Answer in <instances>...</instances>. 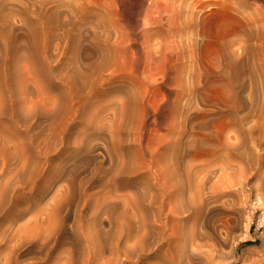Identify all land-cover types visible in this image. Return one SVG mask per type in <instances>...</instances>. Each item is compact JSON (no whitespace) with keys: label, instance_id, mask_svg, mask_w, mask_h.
Segmentation results:
<instances>
[{"label":"rangeland","instance_id":"rangeland-1","mask_svg":"<svg viewBox=\"0 0 264 264\" xmlns=\"http://www.w3.org/2000/svg\"><path fill=\"white\" fill-rule=\"evenodd\" d=\"M12 1L4 0L0 10V264H264V171L251 172L249 160L235 152L214 154L201 146L205 129L234 134L240 127L236 111L227 107V81L203 79L190 95L181 51L167 43L169 17L148 25L145 8L169 0H147L136 17L129 13L130 0H115L121 12L116 8L119 31L111 40L93 35L89 26L76 30L63 9L53 29L42 10L33 13L32 0L15 2L32 9L26 22L12 17ZM233 2L264 17V0ZM209 9L196 14L191 26L182 25L186 32L176 41L212 62L221 42L235 34L240 15L219 5ZM228 158L232 178L224 180L239 187L223 188L228 195L209 204L203 221L174 193L171 204H179L180 212H170V204L162 209L161 220L170 218L164 231L142 227L141 217L159 212L158 204H149L161 196L151 185L157 167L166 174L179 170L187 183L199 165ZM221 165L213 180L223 174ZM222 220L231 232L219 239L216 252L207 241L191 244L202 223L217 234Z\"/></svg>","mask_w":264,"mask_h":264},{"label":"bare ground","instance_id":"bare-ground-1","mask_svg":"<svg viewBox=\"0 0 264 264\" xmlns=\"http://www.w3.org/2000/svg\"><path fill=\"white\" fill-rule=\"evenodd\" d=\"M17 1L18 0H14V1L10 2L11 8H9V11H8V12H10L9 15L12 14V17H13V15H15L14 17H16V14H17V18L21 17L20 19L24 20L25 22H26L25 19H27L25 17H28L27 14L33 9V7L34 8L36 7L35 11L32 10L33 13L37 12L38 10L39 11L42 10V12L45 13L44 16L42 17V18H44V21L46 18L48 19V21H50V22H47L48 24H46V23H44V24L52 25V23H54L55 25L53 24V26H52V28L54 29L56 26L60 25V23L58 22L60 17H61L59 10L63 9L62 10L63 15H68L69 19L70 18L75 19V21L73 20L72 25L76 28V30H80V27L89 26L91 29H93V31L95 30L93 35L94 34L96 36L102 35V37L104 36L105 38L110 39V40L112 39L111 36L113 34H117V32L119 31L118 25H117V22H118L117 20L120 18L119 12H121V10L119 9V7L116 4L115 5L113 4V2L115 0H42V1L32 0V4H31L32 9L31 10L27 6H20V2L17 5L15 3ZM233 1H235V0H169V1H167V3H163L161 1L160 2L156 1V2L150 3V5L147 6V8H145V10L143 11V13H144L143 16L146 17V19L148 20V22H147L148 25H151V26L161 24L164 17H169V21H167V22L169 25L168 34L170 35L169 36L170 41L167 42L169 40L168 39L166 42L169 44V46L171 48H173V49L175 48V50L177 49V50L181 51V54H182V57H181L182 60L181 61H183V62H181L182 63L181 68H183V70H184L182 72V74H184L183 76H186V78L188 80H192V82L190 81L191 82L190 95L193 96V95H196L197 92H199V83L203 79L208 80V79L214 77V78H222L225 81H227V83L225 84L226 91L224 93V94H226V92H227V94H229V97H228L229 101L226 102L229 106H227V107H228V109H229V107H231L234 109V111H236L237 115L233 119L237 120L238 125L236 124V127L239 126L240 128L237 127V129L238 128L239 129L236 130V132H234V134H231L229 132V129H227L228 131H222V132L221 131L220 132L209 131L208 129L206 132V129H205V132L204 133L202 132L205 135L200 136L198 134L199 138H200L199 139L200 144H201V146L206 147L208 151L210 149L211 152L214 154L217 152L218 149H220L221 151L227 150V151H229V153H230V151L235 152L236 154H238V158L242 157L241 159L246 158L247 161L249 160V162H250L249 167L251 168V172L253 171V173L256 174L257 172H260L262 170L264 171V148H263L264 147V67L262 66L263 64L257 62V58L260 56L263 57V59L262 58L261 59L264 61V54L261 53L264 51V17L258 16L257 15L258 12L256 14L246 12L244 7L239 5L237 2H233ZM3 2H4V0H0V10H2ZM146 2H147V0H130L129 13L133 14L132 16L135 15V17H136V15L141 13V9H142V7L144 8V6L146 5ZM219 2H220V4H219ZM221 2L223 3L224 6H222ZM121 4H122V1H121ZM215 5H219L221 7H227V8L232 9L233 11L235 10V12L240 15V18L237 17V18H239L238 21L236 22L238 25V28L236 29L235 34L231 35L230 38H228L227 40H224L223 42L220 41L221 44L218 48V51L215 55V58L213 57L212 58L213 61L211 62V60L206 61V59L203 60L201 58H198V55L196 56L194 51L192 52V51L185 49L184 45H183L184 47L182 45L180 46L179 45L180 42L178 43L176 41V36L182 37V33H183L182 29L184 28L182 25L189 24L191 26L195 22L193 18L196 16V14L198 15V17L204 13L206 14L207 12H209L208 9L210 7L215 6ZM217 7L218 6H216V8ZM116 8L119 10V12L117 13V14H119V15H117L119 18L117 16H114ZM116 12H117V10H116ZM41 15H43V14L41 13ZM45 16H46V18H45ZM189 18H191L193 20V22H192V20H189ZM196 18H197V16H196ZM14 19H16V18H14ZM65 19H67V18H65ZM181 19H184V20H181ZM187 19L190 22L189 21L186 22ZM234 19H236V18H234ZM181 21H185V22L182 23ZM120 23H122V21ZM198 23H199V21H198ZM180 26H181V28H180ZM8 30H10V29H8ZM185 30L183 29L184 32H186ZM91 32H92V30H91ZM197 32L199 33V29ZM34 33H35V30H34ZM75 33H74V36H75ZM158 33L161 34V31H158ZM225 33H226V31H225ZM61 34H63V33H61ZM78 35L81 36L82 35L81 32ZM199 36L201 37L200 38V40H201L203 36L200 33H199ZM65 39H66V37H65ZM164 39H166V38H164ZM189 41L192 44V42L194 40L188 39V43H189ZM74 43L77 44L76 41H74ZM194 43L196 44V42H194ZM94 44H95V42H94ZM99 45L100 44H98V46ZM100 46H99V50H101ZM169 46H168V48H169ZM191 46H189V47L191 48ZM60 47H61V45H60ZM113 49H114V47H113ZM115 51H116V49H115ZM156 55H157V53H156ZM256 56H257V58H256ZM181 58H179V59H181ZM202 61H204V62H202ZM178 64H180V63H178ZM90 71H92V70H90ZM87 76H88V74H87ZM89 77H90V75H89ZM211 86H213V85L211 84ZM187 94H188V92H187ZM227 94L225 96H227ZM243 95H244V97H246V99H244V97H242ZM239 96H241L244 100H242V98ZM224 106H225V103H224ZM125 112H127V111H125ZM184 120L186 121L187 117ZM204 123L205 122H203V124ZM196 126H198V125H196ZM224 128H225V126H224ZM197 144H198V142H197ZM218 152H220V151H218ZM212 153H210V154H212ZM150 163L152 164V161ZM219 163L222 164L221 167L223 170V174H220L221 176L217 180H213L214 177L216 178V176L213 177V174H214L213 169H216L217 168L216 166H219ZM236 163H238V162H236ZM232 164L234 165L233 168H237V167H235L234 162ZM153 165L155 166V164H152V166ZM238 165H239V163H238ZM231 166L232 165H231L229 158L222 161V163L217 162V161L216 162L213 161V162H208L207 164H201V165H199V167L196 165V167H198V168L196 170V175L194 174L195 178L193 180H191L190 176H192L193 174L192 173H191V175L189 174V176H188L189 178L187 180V183L184 181L186 179H184V180L182 179V174L180 176L179 170L175 169L173 171H170L171 173H169V174H171L173 176H168L169 175L168 173L167 174L164 173V171L159 170V168L156 166L157 169H156V172L154 173V177L152 175V179L154 181L152 180L153 184L151 183V185L153 187L152 186L151 187H152V190L155 189L156 192L160 191L161 196L159 197V195L157 196L155 194V196L151 197L149 204L153 205V207H155L154 205L157 206V204H158L159 205V207H158L159 212L157 211L158 214L154 213L153 216L149 219L147 217H146V219L143 217L145 219V220H143V218L141 217L142 227L144 229L150 228V230L152 229L151 231H153L155 229H156L155 231H157V229H162L164 231L163 227L166 228L165 226L169 222L170 218L168 215L165 216V219H162L165 221H163V224H161L162 220H161L160 214L161 215L163 214V213H161L162 209L163 208L165 209V206H167L169 204L172 205V207L169 209L170 212H172V213L176 212V210L178 209L176 206H178L179 204H181V205L186 204L185 207L187 209V212L192 211V213L200 221L201 220L200 218H202L205 215L209 204H213V202H216V201L220 200L222 197H225L226 195H228V193L225 191L226 189H228V187L231 188V187L238 186L237 183L235 184L234 183L235 181H233L231 179H228V181L224 180L225 177H227V176L230 177V175H229L230 173H228L227 171L231 169ZM175 168L179 169V167H175ZM243 168H241V169H243ZM194 169H196V168L194 167ZM165 170H167V169H165ZM191 170H193V169H191ZM194 172L195 171L193 170V173ZM244 173H246V172H244ZM251 175L252 174H250V176ZM241 176H244V174L241 173ZM230 178H232V177H230ZM247 185L248 184L244 183L241 186L245 187ZM262 186H263V184L259 185V183H258V185L255 186V189L259 192L261 190ZM169 188H173L172 192H171V190H168ZM223 188L225 190H222ZM186 189H188L187 191H189V198L187 201L184 202V201H182V198L184 199L183 196H184V191H186ZM148 192L150 193V191H148ZM174 193L178 194V199H177L179 201L178 205L171 204V199L175 196ZM218 197H219V199H218ZM186 202H188V204ZM131 205L133 206V203ZM178 212H180V211L177 210V213ZM130 220H131V218H130ZM146 221H147V223H146ZM202 221H203V218H202ZM138 224H139V221H138ZM139 226L141 227V225H139ZM220 227H221L220 232L217 233L218 234L217 235L216 233H212L210 230H207L205 227H203V223H202L201 230L195 231L193 233V236L191 235V241H190V242H192L191 244L196 246V247H200V243H199L200 241L201 242L207 241V242L211 243L210 247L208 246L209 244H207V246L209 247V251L210 252L212 251V253L216 252L217 251L216 245H218L219 239H220V241L226 240L229 237L230 232H231V226H230L228 220H222ZM162 230H159V232ZM222 234L225 236V238H223L224 236L222 237ZM49 241H52V239ZM49 243L50 242H48V240L44 241V244H46V245H49ZM46 245H44V246H46ZM206 255L211 256L208 254H206ZM124 257H125L124 260L128 259L130 261V259H131L130 254L127 257L126 253H124ZM204 258H206V257H204ZM118 260H119V258L116 261L118 262ZM121 264H122V261H121Z\"/></svg>","mask_w":264,"mask_h":264}]
</instances>
